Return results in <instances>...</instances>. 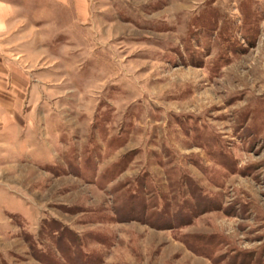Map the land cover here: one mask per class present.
Masks as SVG:
<instances>
[{"label": "rangeland", "instance_id": "1", "mask_svg": "<svg viewBox=\"0 0 264 264\" xmlns=\"http://www.w3.org/2000/svg\"><path fill=\"white\" fill-rule=\"evenodd\" d=\"M3 1L0 264H264V0Z\"/></svg>", "mask_w": 264, "mask_h": 264}, {"label": "crops", "instance_id": "2", "mask_svg": "<svg viewBox=\"0 0 264 264\" xmlns=\"http://www.w3.org/2000/svg\"><path fill=\"white\" fill-rule=\"evenodd\" d=\"M6 5V3H5V1H3V0H0V16H2V18L3 19H1V20H3V22L4 21H7V18L6 17H8L6 14H7V12H6V9L8 8L7 6H5ZM4 16V17H3Z\"/></svg>", "mask_w": 264, "mask_h": 264}]
</instances>
